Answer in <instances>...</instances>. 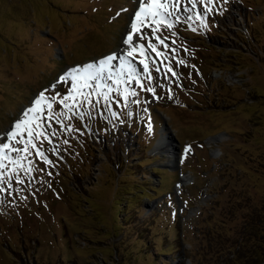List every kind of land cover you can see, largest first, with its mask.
<instances>
[{
	"label": "rangeland",
	"instance_id": "1",
	"mask_svg": "<svg viewBox=\"0 0 264 264\" xmlns=\"http://www.w3.org/2000/svg\"><path fill=\"white\" fill-rule=\"evenodd\" d=\"M138 4L0 0V134L44 89L65 94L69 69L117 53ZM177 15L157 32L167 48L145 26V39L133 34L143 53L127 57L126 45L112 61L124 55L141 73L149 63L155 94L133 80L127 106L114 91L111 110L101 100L65 121L70 132L45 107L60 134L37 147L51 163L33 149L42 171H20L21 184L5 161L0 264H264V0H180Z\"/></svg>",
	"mask_w": 264,
	"mask_h": 264
},
{
	"label": "snow or ice",
	"instance_id": "2",
	"mask_svg": "<svg viewBox=\"0 0 264 264\" xmlns=\"http://www.w3.org/2000/svg\"><path fill=\"white\" fill-rule=\"evenodd\" d=\"M179 2L180 0H175V3H173V0H139L138 8L133 14L130 24L131 31L126 33V37L122 41L123 44L128 45L130 48L127 52V57L133 56L138 48L143 53L144 44L137 43L133 46V34H138L139 40L145 39L147 33L142 32V28L145 26L151 28L152 36L159 42V45H164L165 48L168 47L165 43L168 37L161 38L157 35V32L160 30L161 24H166L170 29L174 23L180 22L181 17L177 15ZM223 2L227 3V0H223ZM207 3L212 4L214 0H207ZM170 7L172 8L171 11L169 10ZM193 7H195V3H193ZM206 11H212V9H207ZM220 14H223V9L220 10ZM172 17H175L174 21L171 19ZM187 19L190 20L191 17H187ZM172 35L176 36V33L173 32ZM172 43L175 44V40ZM147 47L151 51L157 52L158 44L152 43L151 39H149ZM172 51L174 52L175 49H172ZM157 55H160V53L157 52ZM117 58L118 54L113 53L99 59L95 63H87L83 66H75L69 69L66 74L57 80V84L71 82L65 94H61L58 91L56 84L51 86L56 93L55 95L46 96L45 93L49 89H44L34 98V106L30 104L28 108L22 111L21 118L14 122L13 127L0 134V184L7 183L11 187L13 180V176L8 175V164L5 161H8L13 166L10 171L17 173L14 177L17 183H24L18 174L20 171L28 175L33 170L42 171L41 169H34L32 167L33 161L28 160V157L33 154V149L35 154L42 160L46 163H51L42 148L37 147V142L42 145L43 141L47 140L51 144V137L60 134L56 128L52 127L51 123L45 124L42 122L41 114L44 112L45 107L47 109V120L54 121L60 125L61 131L70 132L75 129L71 125L66 126L65 121L71 120L73 116L83 118L86 114L90 115L89 109H95L101 103V100L104 102L105 107L111 110V101L114 99L111 93L114 91L117 97L124 99L125 106H127L128 96L136 97L139 94L134 88L130 87L133 80H135L141 90L155 94V89L151 87L152 75L149 63L141 60L143 79L147 81L148 85L145 87V84L141 82L142 73L138 72L136 66L124 55H119V65L113 66L112 61L117 60ZM152 63L153 67H155V62L153 61ZM178 63L184 64L185 62L180 60ZM167 70L172 71L171 66H168ZM155 71L159 72L160 68L155 67ZM172 75L177 76V73L172 72ZM108 81L112 83H107ZM169 92H171V89H169ZM57 97H60L59 103L63 105L64 110H52ZM92 97L97 98L95 103H93ZM116 102L119 103V100ZM133 103H139V101L134 100ZM69 113H71V116ZM112 115L115 116L116 113L113 112ZM13 141L15 143H12ZM64 143H68V141L65 140ZM16 145H23V147H17ZM52 151L55 153L57 149L53 148ZM11 153H16V156L13 157ZM24 161H27V167L24 166ZM5 176H7L6 180ZM3 190V188H0V191Z\"/></svg>",
	"mask_w": 264,
	"mask_h": 264
},
{
	"label": "trees",
	"instance_id": "3",
	"mask_svg": "<svg viewBox=\"0 0 264 264\" xmlns=\"http://www.w3.org/2000/svg\"><path fill=\"white\" fill-rule=\"evenodd\" d=\"M136 164H139L138 162H135ZM123 166H126V165H128V164H122ZM138 187H141L140 186V184L137 186V188ZM136 189V188H135ZM151 189H153V188H151ZM128 191H132V189H130V190H128ZM151 194L150 193H148V191H145V190H141V192L136 196V198H141V197H148V196H150ZM125 199V201L128 199V198H124ZM138 199H136V200H133V201H137ZM135 202L132 204V202L131 203H128V205H130L129 207H128V209H130L131 208V206H133L134 207V205H135ZM129 212V211H128ZM258 264H260V263H258Z\"/></svg>",
	"mask_w": 264,
	"mask_h": 264
},
{
	"label": "bare ground",
	"instance_id": "4",
	"mask_svg": "<svg viewBox=\"0 0 264 264\" xmlns=\"http://www.w3.org/2000/svg\"><path fill=\"white\" fill-rule=\"evenodd\" d=\"M125 37H126V36H125ZM125 37L123 38V40L125 39ZM125 49H127V46L121 42V44H120V48L117 50V53H124ZM113 53H116V52H113ZM111 54H112V53H111ZM108 55H110V54H108ZM106 56H107V55H106ZM106 56H105V57H106ZM103 58H104V57H103ZM11 126H12V125H11ZM7 130H9V129H7ZM5 132H6V130H5ZM5 132H3V133H5ZM3 133H1V134H3ZM161 146H162V147H161ZM158 147H161V148L163 149V148H165V145H164V143H163L162 141H160L159 144H158Z\"/></svg>",
	"mask_w": 264,
	"mask_h": 264
}]
</instances>
